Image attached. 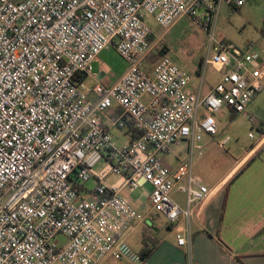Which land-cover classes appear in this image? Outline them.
<instances>
[{"label":"built area","instance_id":"2783aa9c","mask_svg":"<svg viewBox=\"0 0 264 264\" xmlns=\"http://www.w3.org/2000/svg\"><path fill=\"white\" fill-rule=\"evenodd\" d=\"M245 4L0 0V264H144L128 239L148 216L122 192L146 186L151 210L177 230L178 246L191 248V221L212 195L193 173L196 136L218 134L215 115L223 108L262 127L246 110L264 82V50L215 34L221 8ZM147 16L165 31L186 17L208 36L196 90ZM111 47L125 72L111 86L88 85L94 61ZM208 68L220 78L204 93ZM113 106L136 133L121 147L111 129L126 128L123 117L102 121ZM183 140L192 145L190 162L169 170L159 157ZM112 175L118 179L109 183ZM90 180L93 188L86 187ZM175 190L185 196L184 208Z\"/></svg>","mask_w":264,"mask_h":264},{"label":"rangeland","instance_id":"374dc122","mask_svg":"<svg viewBox=\"0 0 264 264\" xmlns=\"http://www.w3.org/2000/svg\"><path fill=\"white\" fill-rule=\"evenodd\" d=\"M145 20L155 35H162L163 44L166 47L165 53H168L171 60L178 67L188 73L191 82L189 88L196 90L202 80V62L208 49V36L186 17L179 19L167 31L159 27L150 16H147ZM215 34L218 39L233 43L241 48L250 42L257 44L258 40H262L261 45H258L264 50V0H246V4L237 10L223 6L215 27ZM102 53L103 55L100 54L93 63V73L104 72L108 79L107 82H113L120 72L125 71L127 64L113 47L104 50ZM158 59L159 56L153 57L150 59V63H155ZM219 78L218 73L212 68H208L205 73L203 92L205 93L208 87L215 85ZM201 112L204 113V110ZM226 112V109H222L219 114L215 115L218 125L216 136L201 134L195 138L193 173L201 180L204 179L207 184L220 177L235 159L254 144L259 137L258 129L250 123L249 118L245 119L241 116L232 118ZM246 112L249 117L256 119L259 125H264V82L261 91L251 100ZM113 134H116L122 140V142H116L117 146L121 147L126 142L125 136L117 130L113 131ZM250 135L255 138L251 139ZM223 138H229L230 141L224 147H220L219 143ZM191 150V142L183 140L172 145L169 152L159 158L169 170L176 169L180 165L190 162ZM103 166L104 163L99 164L96 170L100 171ZM117 179V175H112L108 178V182L114 183ZM94 186L95 182L93 180H90L86 185L87 188H93ZM150 190V186L139 190L126 188L123 190L122 196L142 214H147L149 220L147 225H153L156 229H159L157 235L159 239L172 242L174 236L169 238L170 228L166 220L160 214L151 210L148 202ZM175 200L181 207H185L184 195H177ZM152 236L153 232L151 230L148 232L145 227H142L129 237L128 242L135 251L139 252L142 247L141 240H149ZM58 241L63 243L65 239L60 236ZM151 245H153L152 242ZM187 259L188 264H190V254L187 255ZM106 264L123 263L112 260Z\"/></svg>","mask_w":264,"mask_h":264},{"label":"crops","instance_id":"0c3cea01","mask_svg":"<svg viewBox=\"0 0 264 264\" xmlns=\"http://www.w3.org/2000/svg\"><path fill=\"white\" fill-rule=\"evenodd\" d=\"M261 42L262 40H258L257 45H261ZM259 45L258 49L262 51ZM124 72H120L113 82H107L104 72H92L93 76L87 79V84L93 86L95 83H102L111 86ZM212 87L214 85L208 87L205 93ZM223 109H226V113L232 118L241 116L247 119L231 109ZM120 117H123L126 128L111 129V134L116 144L122 140L113 134V131L123 133L126 139L122 144L124 146L130 143L136 133L133 124L123 116V111L113 106L103 115L102 121L105 125H110L114 119ZM258 131L257 141L244 150L220 177L210 184L202 179V182L212 190V195L196 210L190 228V249L177 245L176 229L168 226L169 238L174 236V239L167 242L157 236L159 229L147 225L149 220L142 225L148 232L150 230L153 232L152 238L141 240L142 247L144 242L149 244L152 242L155 245V250L144 264H188V254L190 264H264V125ZM219 146L221 147L220 143ZM180 194L175 190L174 200Z\"/></svg>","mask_w":264,"mask_h":264},{"label":"trees","instance_id":"16d2710c","mask_svg":"<svg viewBox=\"0 0 264 264\" xmlns=\"http://www.w3.org/2000/svg\"><path fill=\"white\" fill-rule=\"evenodd\" d=\"M154 245V244H153ZM147 242L143 243L142 250L140 251L141 256L143 257L144 262L147 260V258L153 253L155 250V245L153 246Z\"/></svg>","mask_w":264,"mask_h":264}]
</instances>
